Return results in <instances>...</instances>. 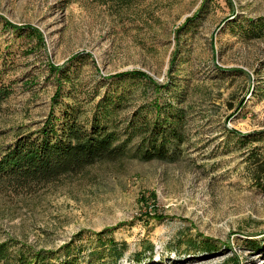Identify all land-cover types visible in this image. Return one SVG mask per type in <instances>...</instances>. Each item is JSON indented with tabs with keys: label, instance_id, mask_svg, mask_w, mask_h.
<instances>
[{
	"label": "rangeland",
	"instance_id": "rangeland-1",
	"mask_svg": "<svg viewBox=\"0 0 264 264\" xmlns=\"http://www.w3.org/2000/svg\"><path fill=\"white\" fill-rule=\"evenodd\" d=\"M0 83V157L65 113L124 147L0 179V264H264V0H0Z\"/></svg>",
	"mask_w": 264,
	"mask_h": 264
},
{
	"label": "trees",
	"instance_id": "trees-1",
	"mask_svg": "<svg viewBox=\"0 0 264 264\" xmlns=\"http://www.w3.org/2000/svg\"><path fill=\"white\" fill-rule=\"evenodd\" d=\"M7 86L0 83V107L8 98ZM124 154L118 144V134L106 126L92 123L87 127L77 116L65 113L62 118L52 116L37 132L17 138L7 146L0 157V179L15 187L31 189L36 185L56 182L68 174H78L87 166L100 160H117ZM146 159H168L165 145H152L143 153ZM264 173V162L261 165ZM24 252L18 254L16 263L34 264ZM9 260L7 246H0V262Z\"/></svg>",
	"mask_w": 264,
	"mask_h": 264
}]
</instances>
